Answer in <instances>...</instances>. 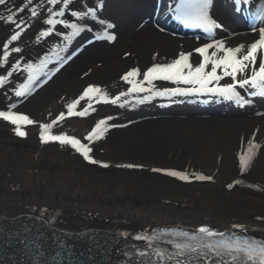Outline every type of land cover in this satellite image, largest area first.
Masks as SVG:
<instances>
[{"label": "bare ground", "instance_id": "6f19581e", "mask_svg": "<svg viewBox=\"0 0 264 264\" xmlns=\"http://www.w3.org/2000/svg\"><path fill=\"white\" fill-rule=\"evenodd\" d=\"M42 2L40 16L32 18L31 27L9 46V63L0 67V75H7L5 69L11 70V64L20 61L19 70L0 86V106L16 103L14 111L37 122L23 127L26 137L16 136L10 123L0 126V213L37 212L48 223L74 229L108 226L120 234L128 233L123 238L160 225L209 226L225 233L241 232L233 225H242L245 232L264 235V98L250 96L251 89L237 88L252 101L243 107L215 94L195 92L151 96L142 103L139 101L149 93L122 97L117 104L93 100L95 111L84 117L66 115L54 125L53 134L65 133L88 143L84 138L96 122L111 116L104 137L90 144L93 158L108 163V168L88 163L70 146L58 142H52L55 148L50 153L44 150L47 143L40 142L39 123H51L61 112L66 114V104L89 84L106 91L110 101L130 87L121 76L131 68L143 71L153 63L170 62L181 51L192 52L190 59L196 64L201 58L194 49L210 41L173 34L148 20L154 9L161 14L169 0H76L61 19L77 22L71 11L102 2L96 21L87 18L81 22L91 31L70 41L55 32L37 41L39 31L49 27L43 24L47 8L62 6L47 5L46 0H33V6ZM25 3L10 0L7 7L14 10ZM249 5L264 10V0H250ZM229 7V0H213L210 15L223 25L215 30V38H227V45L233 47L252 42L257 33L239 28L241 16ZM7 14L5 6H0V15ZM19 16L30 18L27 11ZM100 20L114 25L109 31L116 40L95 39L104 31ZM258 22L257 29L264 26L259 16ZM15 30L14 25L0 21V56L3 43ZM57 30L65 35L71 31L60 25ZM12 47H20L21 53H12ZM41 60L48 62L34 73L31 91L16 97L15 90L28 79L24 65H39ZM226 82L229 78L220 83ZM153 83L156 89L191 87L160 80ZM125 99L128 103L121 107ZM87 103L81 101L77 111ZM26 139L34 146H25ZM249 139L262 147L249 170L241 174L238 156ZM127 163L144 167H116ZM152 168L200 173L213 179L186 182ZM236 179L244 184L229 189L227 185Z\"/></svg>", "mask_w": 264, "mask_h": 264}, {"label": "snow or ice", "instance_id": "6c2138e0", "mask_svg": "<svg viewBox=\"0 0 264 264\" xmlns=\"http://www.w3.org/2000/svg\"><path fill=\"white\" fill-rule=\"evenodd\" d=\"M9 2L10 0H0V6H5L8 12L6 16L0 15V21L14 25L16 30L3 43L4 51L3 55L0 56V67L9 63V46L21 38L26 28L31 27L30 20L40 16L41 9L44 7L43 2L33 6V0H26L24 7H15L13 10V8L7 7ZM75 2L76 0H46L47 5L62 6L47 8V16L43 19V24L49 27L39 31L36 37L37 41L44 37H49L53 32L58 36L62 35L65 40L70 41L85 30L91 31L90 28L86 29L81 22L87 18L96 21L98 19L97 12L102 7V2L97 3L94 7H87L86 10L71 11V17L75 18L77 22L61 19L65 17L66 12ZM234 3L239 6L237 8V11H239L244 5L249 4L250 0H234ZM212 6L213 0H182V6L178 9L180 15L187 22H193L195 26L202 28L210 41L194 49V52L201 58L198 63L193 64L191 62L192 52L181 51L170 62L153 63L152 66L143 71L138 67H133L121 76V80L130 85V87L126 92H120L118 96L111 98L110 101L106 91L99 86L89 84L78 98L66 104V114L61 112L51 123H39L40 142L44 144L58 142L61 146H70L88 163L108 168L110 166L108 163L93 158L90 144L104 137L108 131L107 121L112 119L111 116L96 122L95 126L84 138L88 143H83L81 140L65 133L53 134L54 125L64 120L66 115L68 117H84L89 114L90 110L95 111L91 103L93 100L117 104L122 97H128L134 93L147 92L150 94L140 100L139 102L141 103L150 99L151 96L186 95L194 92L210 93L227 100H233L241 107L251 104L252 101L242 96L237 91V88L251 89L252 91L249 92L250 96L264 98V26L257 29L254 24L252 25V32L257 33L252 42L241 43L234 47L228 46L227 38H215V30L222 29L223 25L210 15L209 10ZM24 11L30 14L28 20L19 16V13ZM258 15L261 17V23L264 24V10H261ZM99 23L104 26V31L102 34L96 35L95 39L109 42L116 40V36L109 31L114 28V25L105 20H100ZM58 25L71 31L65 35L57 30ZM21 51L20 47L11 48L12 53H21ZM68 59H71V57H68ZM47 62V60H41L39 65H33L32 63L24 65V71L28 72L29 75L27 81L20 84L15 90L14 94L16 97H23L31 91L32 83L36 79L34 73L44 68ZM63 62L66 63L67 61L64 60ZM19 65L20 61L16 60L15 63L11 64V70L5 69L7 75H0V86H4L9 82V77L13 75L14 71L19 70ZM138 77H142V79H137ZM225 78H229L230 82L221 84L220 82ZM157 80L190 85L191 87H163L162 89H156L153 82ZM83 100L88 101L87 106L77 111L80 102ZM127 103L128 101L125 99L120 106L123 107ZM16 108L17 104L11 103L6 110H0V120L7 121L13 125L16 136L26 137L27 133L23 130V127L34 125L37 122L30 119L28 115L14 111ZM113 126L115 127L116 125ZM255 135L256 133H253V137ZM261 147V144L254 142V139L247 141L246 150L238 156L241 174L249 170ZM116 167L133 169L143 168L144 165L127 163L117 164ZM151 171L163 173L186 182H190L193 178L197 181H211L213 179V177L208 175L200 173L189 174L186 171L175 169L152 168ZM241 184H244V181L236 179L233 183L228 184L227 187L231 189L234 185ZM247 187L259 188L258 185L254 184H248ZM257 219L261 218L258 217ZM233 228L240 229L241 232L246 231L242 225H233ZM158 231L159 235L157 234ZM121 235L127 236L128 233H121ZM163 236L170 237L167 243L174 250L169 251L158 245L154 246V242L161 240ZM134 239L145 241L147 248L150 249V251L137 252L139 257L147 258L143 264H264V239L257 240L247 235H238L236 232H218L209 226H201L193 232L176 228L153 229L152 235L146 233L137 234ZM37 256L42 257V254L37 253ZM153 256L155 260L151 259ZM33 264H36V262L34 261ZM38 264H47V260L41 258Z\"/></svg>", "mask_w": 264, "mask_h": 264}, {"label": "water", "instance_id": "95a60500", "mask_svg": "<svg viewBox=\"0 0 264 264\" xmlns=\"http://www.w3.org/2000/svg\"><path fill=\"white\" fill-rule=\"evenodd\" d=\"M23 213L30 212H10L0 213V215L15 216ZM31 213L38 214L37 212ZM48 224L59 230H64L72 233H83L82 241L89 245L90 253H95L93 251L94 249H96L98 253H100L99 250L105 251V249H109L112 243V238L108 237L110 233H117L121 236L116 228L103 225H93L80 229H74L52 223ZM97 230H101L103 232L99 233L97 232ZM15 234L16 233L14 229H0V264H33L34 261L36 262V264H38V261L41 258L47 260V264H58L54 262L53 259L48 260L42 253H40L42 254V257H38L37 253H32V251L28 249V246L31 245V242H29L28 240H25L24 242L22 241V243L18 242V244H16L17 236H15ZM84 263L87 264L86 262Z\"/></svg>", "mask_w": 264, "mask_h": 264}, {"label": "rangeland", "instance_id": "374dc122", "mask_svg": "<svg viewBox=\"0 0 264 264\" xmlns=\"http://www.w3.org/2000/svg\"><path fill=\"white\" fill-rule=\"evenodd\" d=\"M1 108V107H0ZM2 124H3V122H1L0 121V126L2 127ZM17 142H20L21 141V138H19V140H16ZM15 142V141H14ZM9 145H10V143H8ZM20 144H18V146H19ZM25 146H34V142L31 140L30 141V139H26V143L24 144ZM53 148H55V144H53V143H51V142H49V143H47L46 144V146H44V150L45 151H47V153H50L52 150H53ZM10 158V157H9ZM84 169H85V167H83Z\"/></svg>", "mask_w": 264, "mask_h": 264}]
</instances>
